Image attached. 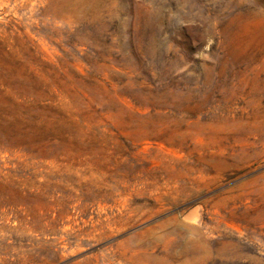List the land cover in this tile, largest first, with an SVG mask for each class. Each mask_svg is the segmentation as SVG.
<instances>
[{
    "label": "rangeland",
    "instance_id": "374dc122",
    "mask_svg": "<svg viewBox=\"0 0 264 264\" xmlns=\"http://www.w3.org/2000/svg\"><path fill=\"white\" fill-rule=\"evenodd\" d=\"M0 264H264V0H0Z\"/></svg>",
    "mask_w": 264,
    "mask_h": 264
}]
</instances>
